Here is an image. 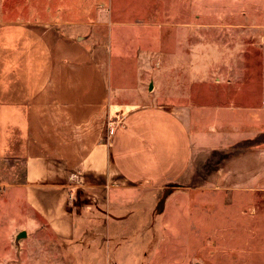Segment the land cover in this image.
Wrapping results in <instances>:
<instances>
[{
  "label": "crops",
  "instance_id": "obj_1",
  "mask_svg": "<svg viewBox=\"0 0 264 264\" xmlns=\"http://www.w3.org/2000/svg\"><path fill=\"white\" fill-rule=\"evenodd\" d=\"M189 1L194 14L207 9L209 15L203 18L208 32L194 31L193 39L204 40L206 34L221 43H209L207 49L204 43L193 44V63L185 67L221 74L216 81L221 78L230 94L220 106L213 100L202 106L180 94L176 110L159 105L146 92L154 85L144 87L145 74L152 71L149 51H111L113 57L135 60L129 69L133 82L121 83L119 69L95 60L83 38L89 25L104 23L99 19L104 20L105 2L112 13L113 0H61L64 10L42 9L39 0L33 7L43 20L0 23V158L23 168L21 181L8 193L54 240L78 247L84 231L80 211L71 207L80 193L88 209L108 218V232L129 235L167 232L168 208L175 204L178 209L189 196L201 200L206 193H228L233 185L264 186V0ZM126 23L132 30L153 26ZM177 36L191 39L190 34ZM87 110L112 116L105 139L91 145L87 134L71 142L60 139L58 132H72L62 126L69 116ZM164 196L171 203L156 220L153 208ZM184 208L177 217L189 213ZM16 216L18 227L36 220H26L21 211ZM199 224H191L192 232ZM122 237L113 248L115 264H136L137 245ZM183 242L176 248L183 250ZM152 244L159 252L141 257V264H182L168 255V241ZM104 248H97V264H109L113 257ZM76 256L69 264H95L81 250ZM58 261L68 264V251Z\"/></svg>",
  "mask_w": 264,
  "mask_h": 264
},
{
  "label": "rangeland",
  "instance_id": "obj_2",
  "mask_svg": "<svg viewBox=\"0 0 264 264\" xmlns=\"http://www.w3.org/2000/svg\"><path fill=\"white\" fill-rule=\"evenodd\" d=\"M38 1L0 0V23H35L37 20H43L40 19L33 7L34 5L36 7ZM188 1L113 0L112 13L108 12L110 7L105 2L104 8L102 7L105 9L104 13L102 11L98 15L104 14V20L99 19L104 23L87 26L86 32H88L83 41L88 49H92L94 59L107 67L106 69L109 67L119 69L117 80L121 83L134 81L135 77L133 73L129 72V69L133 68L136 62L134 59L113 57L111 51L128 50L153 53L152 59L148 61L152 71L145 74L144 87L152 83L154 89L146 90L147 94L156 96L157 103L165 108L176 110L178 94L181 95L179 98H184L186 101L190 99L202 106L208 105L210 100L217 102V106H220L221 104L218 103L225 100L226 92L230 94V90L225 89V83L221 78L216 81V76L221 74H216L215 71L192 72L191 69L186 68L187 64L193 63L191 51L193 44L204 43L207 46L203 49H207L209 43H221L208 40L206 34L204 40L193 39L196 38L192 37L194 31L197 33L208 32L205 29L208 28L206 24L208 21L203 18L209 15L207 9L205 11L202 9L194 14L193 7ZM60 2L61 0H40L39 6L42 9L64 10ZM180 2H183L184 8L178 7L182 4ZM128 21H146L153 26L148 27L149 30H132L129 26L127 27L126 22ZM177 23H185V26L178 28ZM178 33L190 34L191 36L188 38L191 39L180 41ZM178 49L181 51L178 52ZM253 90L257 91L256 85ZM250 107L256 108L257 106ZM78 114V112H74L69 116L70 119L63 123V131L68 129L72 132H58L60 139L71 142L87 134L89 145L105 139L107 122L112 118L108 112L87 110L83 111L81 115ZM117 120L115 118V121ZM60 123L58 122V124ZM87 130L89 132H86ZM22 171L23 168L19 163L0 158V264H22L21 260L27 263L40 261L43 264H56V262H60L58 260L67 251L69 264L77 257L79 250L84 255L89 254L90 257H93V261L97 264L95 256L97 248L102 244L106 247L105 251L109 252V256H113L109 260V264H115L116 260L112 252L114 245L118 246L124 241L122 236H129L130 243L137 245L138 248L133 252L138 258L136 264L143 263L141 257H145V255L149 257V255L159 252L155 248H150L149 245L152 242V245L156 246L161 240L169 242L168 255L174 261L180 259L182 264H264L263 185H233L230 186L232 189L228 193H223L220 196L212 194L210 196L206 193L202 195L201 200L189 196L188 202H179L178 209L175 204L172 208H168L167 204L171 203L168 199L163 202V206L160 208H158L159 202H157L153 208L154 213L158 216L156 220H159L164 206L168 208L170 215L168 231L163 233L150 231L129 235L108 232L109 227L106 223L108 218H104L95 208L88 209L85 200L80 198L82 195L80 193L76 197L78 201H75L71 207L80 211V229L84 231L77 243L78 247H76L72 243L67 246L54 240L45 225L37 220L31 211L21 203L16 205L13 196L11 197V193H8V189L12 188L14 183L21 181ZM256 188H260V190H255ZM243 190L245 192H240ZM171 194L169 193L167 196H171ZM6 206H9V209ZM183 207L189 213H185V217H177V210L180 212ZM20 211L26 220L32 216L36 220L31 218L34 222L28 220L30 223L26 221L21 226H16L14 220ZM194 221L200 224L192 232ZM178 223L185 224L182 226L186 228L184 233L181 232L182 227H178ZM182 241H184L182 244L184 249L176 248V245L181 244ZM121 245L123 246V244ZM122 246L120 250L123 249ZM77 248H79L78 251Z\"/></svg>",
  "mask_w": 264,
  "mask_h": 264
},
{
  "label": "water",
  "instance_id": "obj_3",
  "mask_svg": "<svg viewBox=\"0 0 264 264\" xmlns=\"http://www.w3.org/2000/svg\"><path fill=\"white\" fill-rule=\"evenodd\" d=\"M166 196V195H165ZM165 196L163 197V199L158 203V208L163 206V202L165 200Z\"/></svg>",
  "mask_w": 264,
  "mask_h": 264
}]
</instances>
